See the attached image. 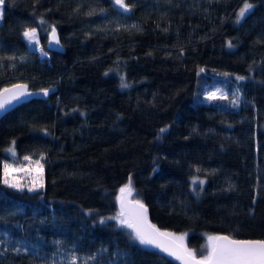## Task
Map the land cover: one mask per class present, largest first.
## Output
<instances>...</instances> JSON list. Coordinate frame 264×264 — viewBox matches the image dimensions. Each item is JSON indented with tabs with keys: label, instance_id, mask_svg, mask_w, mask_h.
I'll return each instance as SVG.
<instances>
[{
	"label": "trees",
	"instance_id": "obj_1",
	"mask_svg": "<svg viewBox=\"0 0 264 264\" xmlns=\"http://www.w3.org/2000/svg\"><path fill=\"white\" fill-rule=\"evenodd\" d=\"M248 2L239 18L244 0H4L0 90H57L0 117V264H178L107 219L130 177L198 258L209 235L264 241V0ZM215 85L237 104L206 99ZM25 156L43 165L32 192L2 179Z\"/></svg>",
	"mask_w": 264,
	"mask_h": 264
},
{
	"label": "snow or ice",
	"instance_id": "obj_2",
	"mask_svg": "<svg viewBox=\"0 0 264 264\" xmlns=\"http://www.w3.org/2000/svg\"><path fill=\"white\" fill-rule=\"evenodd\" d=\"M4 0H0V4H3ZM114 3L122 8L125 12L130 11V7L125 4V0H114ZM253 7L248 0H244L243 7L240 8L237 13L239 18H243L245 14ZM44 23L43 20L40 21ZM239 22V19L238 21ZM23 36L30 44H37L36 29L32 28L26 30ZM50 43H59L57 38L56 28L53 26L49 34ZM229 47H232L229 42ZM42 55H46L43 49H39ZM200 71H203L201 69ZM238 80L244 79L243 77H237ZM123 80V77H121ZM121 87H128L126 83H122ZM43 94H48V89H43ZM32 95L28 91L26 84H13L11 87L0 90V111L5 110L6 106H9L13 101H20L21 98ZM208 100L223 99L222 95L217 93H209L206 97ZM238 102L237 99L232 101L235 105ZM161 133L166 129H160ZM14 143V142H13ZM13 156L16 155L14 148L7 149ZM43 159V157H41ZM24 160L29 161V165L33 163L29 156H25ZM38 175L32 178V186L28 187V191L32 192L36 190V187H43L42 183V171L43 165L40 160L35 162ZM24 167H13V165L5 163L3 165V183L9 187L23 190L26 185H21L19 180L12 177V173L26 171ZM199 171V169H197ZM193 183H196L195 178ZM199 183L202 185L203 180ZM119 195L117 196V202L119 203L120 211L115 217H108L107 219L116 220L120 227L129 230L130 238L138 241L141 245L151 246L157 248L160 251L174 257L181 261V264H264V241H243L231 239L228 236H213L207 237V244L205 245L207 252L201 254L198 258L195 251L187 248L184 244V236H177L173 233L161 231L155 225L149 223L147 218V208L139 200L131 199L133 196V188L131 184V177L129 182L119 189ZM104 223V220L100 221ZM59 243V242H57ZM2 254V253H0ZM94 258V257H93ZM71 264H76V257L71 258Z\"/></svg>",
	"mask_w": 264,
	"mask_h": 264
},
{
	"label": "water",
	"instance_id": "obj_3",
	"mask_svg": "<svg viewBox=\"0 0 264 264\" xmlns=\"http://www.w3.org/2000/svg\"><path fill=\"white\" fill-rule=\"evenodd\" d=\"M115 7L117 6L115 3L113 4ZM118 7V6H117ZM120 8V7H119ZM122 9V8H121ZM122 11H124L123 9H122ZM125 12V11H124ZM126 13V12H125ZM50 32H51V29H49V31L47 32V41H46V46H47V48H48V50L49 51H51V52H55V51H61L62 52V45H60V42L58 43V44H56V43H50V40H49V34H50ZM57 32V31H56ZM57 38H59V35H57ZM59 40V39H58ZM14 84H24V83H21V82H16V83H14ZM12 85H8V86H5L4 88H8V87H11ZM3 88V89H4ZM27 88H28V86H27ZM46 89H48V94L47 95H44L43 94V91L42 90H39V91H33L32 89H29L28 88V91L30 92V93H32V95H30V96H27V97H23V98H21V100L20 101H13V103L11 104V105H9V106H6V108H5V110H2V111H0V117L2 118L5 114H7L8 112H10V110L12 111L13 109H15V107L16 106H18V105H20V104H25V102H28V101H30V100H36V99H43V100H45L46 99V97L49 95V94H51L52 92L54 93L56 90H57V88H54V87H49V88H46ZM2 90V89H1ZM120 193H118V195H119ZM117 195V196H118ZM116 201H117V198H116ZM117 206H118V208H119V210H120V207H119V203H117ZM149 221V223H151L152 224V222L150 221V220H148ZM222 236H226V235H222ZM232 239H234V238H232ZM236 240H239V239H236ZM243 241H249V240H243ZM253 241H260V240H253ZM144 247H146V248H151V249H154L155 251H157V252H161L164 256H166V258L167 259H172V260H174V261H177V263L178 264H181V261L180 260H177V259H175L174 257H172V256H169L168 254H166V253H164V252H162V251H160L159 249H157V248H153V247H151V246H146V245H144Z\"/></svg>",
	"mask_w": 264,
	"mask_h": 264
},
{
	"label": "rangeland",
	"instance_id": "obj_4",
	"mask_svg": "<svg viewBox=\"0 0 264 264\" xmlns=\"http://www.w3.org/2000/svg\"><path fill=\"white\" fill-rule=\"evenodd\" d=\"M1 9H2V4H0V10ZM0 19H1V17H0ZM38 39H39V37L37 36V40ZM29 45L32 48L34 47L35 50L41 49L39 45L37 46V44H30L29 43ZM213 92L217 93L218 95H222L223 97L228 96L231 101H233L235 99V96H234V93L236 92L235 90L229 91L227 89L222 88L220 85H215L213 88L207 89L205 95L207 96L209 93H213ZM8 153H10V152H8ZM15 157H16V155H15ZM7 163L13 165L14 168L20 167L22 165V164L14 162L12 159H9V161H7ZM25 163H26V164H24L25 169H29V170L21 171V172H14L11 175H12V177L18 179L19 183L21 185H26L25 187H23V189H26V191H28V187L32 186V178L36 177L38 175V173H37L36 166H35L34 162L31 165H29V161L25 162ZM2 175H3V172H2ZM2 179H3V177H2ZM37 189H38V187H36V190Z\"/></svg>",
	"mask_w": 264,
	"mask_h": 264
},
{
	"label": "built area",
	"instance_id": "obj_5",
	"mask_svg": "<svg viewBox=\"0 0 264 264\" xmlns=\"http://www.w3.org/2000/svg\"><path fill=\"white\" fill-rule=\"evenodd\" d=\"M37 53H38L39 57L44 58L45 55H42V53L39 50L37 51Z\"/></svg>",
	"mask_w": 264,
	"mask_h": 264
}]
</instances>
